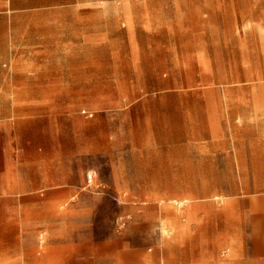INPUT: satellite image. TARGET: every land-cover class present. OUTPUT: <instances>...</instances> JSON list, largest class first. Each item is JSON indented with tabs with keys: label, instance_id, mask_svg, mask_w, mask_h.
Masks as SVG:
<instances>
[{
	"label": "crops",
	"instance_id": "crops-1",
	"mask_svg": "<svg viewBox=\"0 0 264 264\" xmlns=\"http://www.w3.org/2000/svg\"><path fill=\"white\" fill-rule=\"evenodd\" d=\"M33 1L42 0H0V65L11 67L17 84L0 89V241L27 240L28 227L42 225L51 211L52 241L90 243L78 259L82 264H264V119L233 124L251 130L245 137H236L228 122L211 131L196 176L245 180L218 197L215 189L205 196L197 187V200L181 213L178 238L163 248L134 244L140 215L155 218L148 204L128 196L133 191L125 182L107 188L116 194L119 233L98 240L99 255L92 253L91 235L73 234L74 224L64 228L92 209L76 197L91 192L93 155L104 153L109 141L108 113L119 120L118 143L137 144L136 93L109 89V81L133 82L131 74L145 73L141 65H156L148 62L156 57L148 51L166 53L172 43L135 12L28 8ZM240 104L264 118V101ZM119 161L125 179L123 155ZM77 177L86 179L84 185L73 181ZM13 259L22 264L11 251L2 262Z\"/></svg>",
	"mask_w": 264,
	"mask_h": 264
},
{
	"label": "rangeland",
	"instance_id": "rangeland-1",
	"mask_svg": "<svg viewBox=\"0 0 264 264\" xmlns=\"http://www.w3.org/2000/svg\"><path fill=\"white\" fill-rule=\"evenodd\" d=\"M27 5L31 9L107 8L122 9L130 15L135 12L136 17L148 21L160 37L165 35L172 43L166 53L148 51L156 55L148 62L156 65H141L139 70L145 73L131 74L133 82L115 78L108 83L109 89L136 93L133 117L139 129L136 146L119 144V120L114 113H108L109 141L102 145L104 153L93 155L97 174L89 173L92 188L87 187V191L91 192L76 197V201L87 202L92 209L86 211L85 218L75 217L64 227L74 224L75 228H70L73 234L91 235L92 253L100 254L98 240L102 237L119 233V206L113 199L116 194L109 188L125 182L133 191L128 196L149 205L155 219L147 221L140 215L133 226L137 234L134 244L155 251L169 239L178 238L181 213L197 200V187L200 195L215 189L218 197V192L232 193L242 186L245 179L199 178L197 165L201 164L203 143L212 130L218 132L221 123H231L235 136L245 137L251 130L233 124L264 119H260L259 111L240 104L264 101V0H42ZM142 40L145 43L150 39ZM12 74L11 67L0 65V89L17 85ZM2 100L0 116L4 115ZM122 155L128 173L125 179L119 165ZM60 166L66 167L64 163ZM85 180L73 179L82 185ZM247 180L255 187L254 179ZM50 217L51 211H45L47 219L42 225L28 227L27 240L0 241V264L9 251L13 257L21 255L22 264H82L78 259L90 243L52 241ZM67 244L73 248H58Z\"/></svg>",
	"mask_w": 264,
	"mask_h": 264
}]
</instances>
